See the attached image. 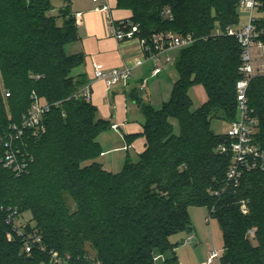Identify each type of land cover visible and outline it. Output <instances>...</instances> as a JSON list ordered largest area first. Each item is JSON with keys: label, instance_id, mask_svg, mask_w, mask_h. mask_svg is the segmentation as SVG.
<instances>
[{"label": "trees", "instance_id": "obj_1", "mask_svg": "<svg viewBox=\"0 0 264 264\" xmlns=\"http://www.w3.org/2000/svg\"><path fill=\"white\" fill-rule=\"evenodd\" d=\"M239 2L116 0L139 25L136 37L147 43L162 32L190 34L196 41L176 58L178 79L161 109L136 98L145 116L143 130L125 137L127 143L143 137L145 148L137 162L128 158L114 173L97 160L103 153L98 137L111 123L77 96L85 83L72 72L85 56L64 50L78 39L69 3L59 11L64 19L59 25L50 14L52 0H0V133L21 119L33 92L52 104L46 133L27 140L34 157L28 173L16 177L0 163V264H52V251L68 264H86L88 246L102 264H156V252L170 251L164 264H181L179 244L171 237L192 230L189 208L201 206L219 224L223 264H264V171L247 173L238 187L215 194L226 187L231 156L217 150L228 134L215 133L212 120L237 117L242 49L236 38L213 32L218 23L225 28L239 22ZM258 15L264 40V2ZM194 86L206 96L196 109ZM248 104L264 148V75L251 80ZM172 118L179 121L180 136ZM66 195L75 203L73 211ZM241 200H250L247 215ZM9 206L33 213L44 251L26 255L21 239L8 241L3 208Z\"/></svg>", "mask_w": 264, "mask_h": 264}, {"label": "built area", "instance_id": "obj_2", "mask_svg": "<svg viewBox=\"0 0 264 264\" xmlns=\"http://www.w3.org/2000/svg\"><path fill=\"white\" fill-rule=\"evenodd\" d=\"M98 2L99 0H95ZM264 0H240L239 7L250 11L249 20L240 28L235 26L216 27L214 35H227L236 38L241 46V64L239 72L241 78L236 83L238 100L237 117L230 122L228 139L221 143L217 150L222 154L231 156V163L227 169L225 182L226 187L215 192L216 195L224 193L228 186L238 187L243 176L250 172L264 171V148L256 140L259 128V120L253 114L248 104V88L251 80L258 75H264V40L260 38L261 31L258 28V11ZM108 10V5L102 6ZM77 25L82 23V14L74 15ZM109 27L113 36L118 40L136 37L139 25L129 19L115 21L109 18ZM145 58L152 59L154 69L152 75H157L161 70V52L170 47L186 48L191 46L196 39L190 35H181L173 32H162L152 37L151 43L140 39ZM169 62L173 60L168 58ZM143 60H138L141 64ZM95 79L105 82L107 90L114 85L127 84L133 78L132 67L124 69L111 68L107 70L95 67ZM147 80H143L145 84ZM144 90V86L140 88ZM7 96L10 93H6ZM87 101H91L92 88L90 84L82 87L79 94ZM32 103L28 110L22 114L17 122H11L5 130L0 133V163L10 170L16 177H20L30 170L34 157L29 151L27 140L38 138L46 133L45 116L50 112L52 104L32 93ZM117 125H114L115 128ZM242 208L247 210L246 200H241ZM4 209L5 222L9 227L7 237L10 241L17 238L22 241V253L31 255L35 250L44 251L42 234L35 228L31 221L24 218L23 213L16 207ZM211 211H215L213 207ZM209 219H212L210 214ZM223 249L214 247L210 249L209 257L203 264H223ZM86 264H102L94 255L86 257ZM157 258V257H156ZM51 259L55 263L64 261L58 252H51Z\"/></svg>", "mask_w": 264, "mask_h": 264}, {"label": "crops", "instance_id": "obj_3", "mask_svg": "<svg viewBox=\"0 0 264 264\" xmlns=\"http://www.w3.org/2000/svg\"><path fill=\"white\" fill-rule=\"evenodd\" d=\"M60 2V9L69 3V7L73 15L77 13L82 14V23L77 25L78 39L66 44L64 48L67 55L82 53L85 56L84 63L76 67L73 70L72 75L75 77L81 76L85 83L84 85H91V102L97 107L98 117L104 120L109 119L110 121H108L111 123V128L120 132V135L123 136L125 140L126 135L141 133L143 130V124L145 122V116L141 112L140 107L136 102V98H141L152 105L151 97H145V95L148 93L150 81L153 82L154 80L159 79L164 70H168L167 66L169 61L167 58H164V53L167 51V49L163 50L160 55L161 70L157 75H152L154 62L152 59L145 58L140 38L133 37L124 40H118L110 31L109 18H112L115 21L129 19L131 16L130 11L117 8L116 0H99L98 2L95 0H69L68 2L66 0H60ZM103 5H108L109 9L103 10ZM54 8L55 6L53 5V10ZM63 22L64 19L61 17V25ZM141 59L143 62L141 64H137V61ZM95 67L103 70L111 68L124 69L125 67H132L133 78L127 84H117L114 85L110 90H107L105 82L95 79ZM144 79L147 80L145 84H143ZM175 81H173V85ZM141 86H144L143 91L140 89ZM122 98L124 99L123 107L126 111V115L124 117H120L118 120H113L112 116L117 118L113 112V109L117 108L118 111H121L122 105L120 103ZM169 99L167 101H169ZM167 101H163V104ZM132 110L140 112L144 116V121L136 125L137 129H132L131 123L128 120V113H130ZM114 125L117 126L114 128ZM125 130H127L128 133H125ZM137 139H140L142 143L141 150L143 151L145 148V139L143 137H138L132 143H127L124 146L118 147L126 149L128 154L127 159L130 158L129 149ZM113 158L114 154H110L106 161L100 160L99 162L102 163L104 169L107 171L115 172L112 171ZM127 159H125V162ZM210 221L211 220H209V222ZM188 233L190 234V237H194L196 234L195 227L193 226L192 230ZM172 254L173 252L171 251L165 254L156 252V256L158 258L156 260V264L159 260L162 262V264H164V260ZM180 262L182 264L181 260Z\"/></svg>", "mask_w": 264, "mask_h": 264}, {"label": "rangeland", "instance_id": "obj_4", "mask_svg": "<svg viewBox=\"0 0 264 264\" xmlns=\"http://www.w3.org/2000/svg\"><path fill=\"white\" fill-rule=\"evenodd\" d=\"M52 3L55 8L50 14L56 16L57 24L61 25V16L59 15L61 2L60 0H52ZM238 14L239 22L235 25L236 28L242 27L249 20L250 11L244 7H239ZM217 26L220 27V24L218 23ZM180 51L181 48H168L164 53V58H171L173 61L168 63V70H164L159 79H156L153 82L150 81L148 93L145 95V97H151L152 105L155 109L162 108L163 101H167L171 97L173 81L177 79L176 70L174 68V60L180 53ZM190 96L193 101V109L199 107L200 104L206 99L205 92L201 86H194L190 91ZM123 103L124 99L122 98L120 103L122 105L121 111H118L117 108L113 109V112L117 117L115 118V116H112L113 120H118L120 117H124L126 115ZM128 117L132 129H137L136 125L144 121V116L140 112L134 110L128 113ZM171 123L174 126L175 134L177 136H180L181 128L179 121L175 118H172ZM212 128L217 134H227L230 130V122L224 120L223 118L215 117L212 120ZM125 133H128V131L125 130ZM98 141L103 149V153L98 157V161H106L110 154H114L112 171H121L124 166L125 159H127L128 157V154L125 148H118L127 144L123 136L120 135V132L113 128H110L99 135ZM141 146L142 143L140 139H137L131 145L129 149V156L133 162L138 161L139 153L142 151ZM66 202L71 211H73L75 209V203L73 199L70 196L66 195ZM239 204L240 210L244 215L250 213V200H246L247 210L245 211L242 208L241 201L239 202ZM189 210L193 226L195 227V236L190 237V234L188 232H180L173 235L171 237V241L174 244H179L175 252L179 260L182 261V264H203L209 257L210 248L218 246L224 251L222 233L216 219L212 218L209 222L210 209L208 207H191ZM23 216L25 219L31 221L32 224L35 225L33 213L31 211H24ZM8 241L10 240L8 239ZM253 242L255 243L254 239ZM87 249L89 250L90 255H97L96 251L92 247L88 246ZM157 259L158 258H156V260ZM51 262L52 264H68L67 261H63L60 263H55L54 261ZM157 264H162V262L159 260Z\"/></svg>", "mask_w": 264, "mask_h": 264}]
</instances>
